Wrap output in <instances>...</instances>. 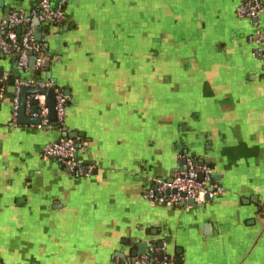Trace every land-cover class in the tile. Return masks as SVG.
<instances>
[{
	"label": "crops",
	"instance_id": "0c3cea01",
	"mask_svg": "<svg viewBox=\"0 0 264 264\" xmlns=\"http://www.w3.org/2000/svg\"><path fill=\"white\" fill-rule=\"evenodd\" d=\"M34 2L0 0V20ZM239 2L68 0L66 22L16 30L40 35L41 65L0 53V264H123L159 241L174 264H264V45L247 41L264 33V2L253 25ZM34 80L66 93L62 132L12 124L8 82ZM64 132L90 176L43 157ZM184 155L223 193L193 207L144 199Z\"/></svg>",
	"mask_w": 264,
	"mask_h": 264
},
{
	"label": "built area",
	"instance_id": "2783aa9c",
	"mask_svg": "<svg viewBox=\"0 0 264 264\" xmlns=\"http://www.w3.org/2000/svg\"><path fill=\"white\" fill-rule=\"evenodd\" d=\"M68 0H35L31 9L27 12L21 10L10 11L0 20V27L4 30L0 37V53L4 56L15 58L17 65L26 69L28 67V52H33L35 57V68H39L41 60L38 57L41 51L40 44L35 40L31 28L25 29L21 33L16 30L23 26H30L36 19L39 23H64L66 15L64 6ZM264 0H240L235 9L238 18L246 19L252 25L257 22L263 9ZM247 41L255 45L257 55L264 45V33L257 31L247 36ZM23 87L53 88L56 111V125L63 127L65 121V111L67 95L61 88H55L51 82L36 84L34 82H18L14 88L11 103L12 124L18 121L19 96ZM38 101L40 118L36 128L41 130L50 126L48 111L44 106L41 96L35 97ZM1 100V95H0ZM76 146L72 140L60 139L47 146L42 155L47 159H52L62 169L71 175L88 177L92 174L93 166L84 165L77 162L75 158ZM182 159L186 162L184 169L179 168L172 172L171 179H152L143 190V197L151 202L165 204L169 207H180L187 205L188 200H193L195 205H201L205 198L213 199L223 193V189L213 183L211 170L205 165H199L192 157L184 155ZM260 207L264 209V202ZM156 256L150 258L149 253H144L135 258L130 256L124 259L123 264H174L165 250V243L161 247H155Z\"/></svg>",
	"mask_w": 264,
	"mask_h": 264
},
{
	"label": "water",
	"instance_id": "95a60500",
	"mask_svg": "<svg viewBox=\"0 0 264 264\" xmlns=\"http://www.w3.org/2000/svg\"><path fill=\"white\" fill-rule=\"evenodd\" d=\"M32 24L37 27L41 23H39L36 19H34L32 21ZM44 24H49V23H44ZM35 30H36V28H35ZM39 37H40L39 34L34 35V38L36 41H38L40 39ZM43 50L45 51V47L43 48ZM28 55H29L28 65L30 68L34 69L36 55L31 51L28 52ZM46 55L48 56V54H46ZM47 62H48L47 58L43 60L42 68H46ZM0 78H1V74H0ZM46 78L50 79L49 73L47 74ZM34 81L37 82L38 84H41L43 82L42 80H39V81L34 80ZM14 83H15L14 81L8 82V84L10 85V88L7 89L8 98L13 97L14 88H15ZM54 94L55 93H54L53 88L23 87L21 89L20 96H19L18 123L27 124V125L39 124L40 118L38 116L37 117H26L25 111H26V104H28L30 106L29 112L31 114H37L38 115L39 114V108L37 106L38 101L36 100L35 97L43 96L44 97V106L47 108V111H48V120L50 122V125L56 126V111H55ZM28 95H32L33 97L30 100H28L27 99ZM62 137L64 140H72V139H75V133L64 132V133H62ZM72 141H73V144L75 146L78 145V142L76 140H72ZM75 156H76V154H75ZM199 165L202 166V165H204V163L201 162ZM178 166H179V170L184 169L186 167L185 160L184 159L179 160ZM211 175H212V178L216 177V174L212 173ZM171 176H172V173H171ZM171 176L168 178V180L171 179ZM206 200H208V199L205 198V201ZM187 205L189 207L195 206L192 199L187 201ZM263 212H264V209H263ZM162 244H163V242L159 241L155 244V247L156 246L161 247ZM132 245H134V243ZM146 251H148V253L150 254V258H154L156 256V253H154V248L149 247V244H147L146 242H142V243L138 244V246L130 252L129 256L131 258H135L137 256L144 254ZM176 262H177V264L180 263L178 259L176 260Z\"/></svg>",
	"mask_w": 264,
	"mask_h": 264
},
{
	"label": "trees",
	"instance_id": "16d2710c",
	"mask_svg": "<svg viewBox=\"0 0 264 264\" xmlns=\"http://www.w3.org/2000/svg\"><path fill=\"white\" fill-rule=\"evenodd\" d=\"M54 129H56L57 131H63V129L62 128H60L58 125H56L55 127H54Z\"/></svg>",
	"mask_w": 264,
	"mask_h": 264
}]
</instances>
